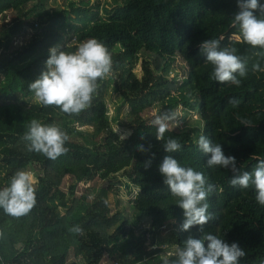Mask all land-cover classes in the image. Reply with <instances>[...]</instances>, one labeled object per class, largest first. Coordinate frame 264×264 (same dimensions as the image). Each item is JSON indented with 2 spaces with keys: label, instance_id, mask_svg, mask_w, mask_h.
Masks as SVG:
<instances>
[{
  "label": "trees",
  "instance_id": "1",
  "mask_svg": "<svg viewBox=\"0 0 264 264\" xmlns=\"http://www.w3.org/2000/svg\"><path fill=\"white\" fill-rule=\"evenodd\" d=\"M36 2L0 0V18L10 12L24 13ZM42 6L41 16L31 19L28 27L22 25L29 14L0 27V190L10 186L11 178L21 170L34 169L38 182L36 204L27 215L15 218L0 208V264H100L114 247L118 264H163L164 259L172 262L176 256H162V247L176 250L189 235L203 238L208 234L238 243L246 252L240 264H264V207L256 201L254 186H231L233 174L209 168L210 154L202 153L197 143L205 135L221 144L225 155L236 158L240 174L254 171V157L264 159V55H256L262 50L245 43L239 28L232 26L237 0H123V6L115 2L105 9L106 22L76 36L61 27L68 23L75 29L72 12L89 18L96 14L92 7L71 2L72 12H50ZM35 27L37 34L7 53L14 38L27 36V28ZM64 38L75 42L61 46L67 52L96 38L112 57L111 72L98 81L91 107L79 115L40 106L29 89V83L46 70L49 49L60 46ZM206 39H218L221 49L235 48L246 63L247 75H237L239 87L211 78L214 66L199 48ZM179 59L185 68L172 78ZM256 63L262 71L253 72ZM116 97L132 116L121 127H115L109 115V102L116 103ZM233 98L238 105L229 103ZM156 105L172 117L178 110L196 115L203 124L201 134L194 138L188 131L167 130L165 140L157 141L158 126L143 118ZM32 119L62 126L69 137L66 154L51 160L29 150L23 137ZM241 120L250 121V126ZM117 127L131 135L120 138ZM76 134L88 144L71 141ZM169 138L182 145L178 152L164 151L162 143ZM139 145L145 151L138 150ZM166 155L182 167L203 173L206 189L214 186L207 200L213 219L203 232L198 227L180 230L185 217L177 206L179 198L170 193L159 172ZM66 179L72 181L68 194L61 190ZM98 180L109 184L106 194L130 199L135 221L121 212L113 214L107 197L90 201L89 190L77 196L79 185ZM74 226L83 235L72 232ZM168 227L173 231L157 243L156 236ZM71 251L74 262L68 261Z\"/></svg>",
  "mask_w": 264,
  "mask_h": 264
},
{
  "label": "clouds",
  "instance_id": "2",
  "mask_svg": "<svg viewBox=\"0 0 264 264\" xmlns=\"http://www.w3.org/2000/svg\"><path fill=\"white\" fill-rule=\"evenodd\" d=\"M238 12L234 14L232 26L238 27L242 40L252 48L262 51L256 55H264V4L260 0H237ZM207 62L214 66L211 78L220 84L230 83L237 87L241 80L237 78L247 75L246 63L236 55L235 48H220L218 39H206L199 45ZM112 57L103 43L96 38L81 42L74 52H67L59 45L49 49L46 60V70L29 83V89L34 93L36 102L42 107H56L69 116L79 115L91 107L93 94L98 89V81L105 79L111 72ZM253 72L262 71L260 64L252 66ZM236 106L234 98L229 101ZM157 118L156 140L164 141L168 130L166 119ZM245 127L250 121L241 120ZM125 132L120 138L130 136ZM143 138V137H142ZM24 140L29 142V150L43 154L51 160L66 154L65 147L69 137L55 124L45 125L32 119L28 125ZM198 147L204 154H210L206 165L209 168H222L233 175L230 183L233 187L247 189L250 185L256 190V201L264 207V159L257 160L254 171L240 174L234 156L225 155L221 144L213 143L207 136L201 135ZM166 153L178 152L182 145L177 139L169 138L162 143ZM138 150L145 151L143 145ZM150 163V162H149ZM163 183L170 193L179 198L177 206L183 210L185 217L181 231L189 232L198 227L200 232L212 219L209 211L208 193L214 186L208 185L203 173L191 167H182L172 155H166L159 166ZM36 179L30 171L21 170L11 178L10 186L0 190V208L5 214L15 218L27 215L36 204ZM72 232L83 235L79 226H74ZM176 260L170 262L164 259L163 264H240L246 256L244 249L236 242L227 243L224 239L208 234L203 238L189 235L184 240L183 247H177Z\"/></svg>",
  "mask_w": 264,
  "mask_h": 264
},
{
  "label": "rangeland",
  "instance_id": "3",
  "mask_svg": "<svg viewBox=\"0 0 264 264\" xmlns=\"http://www.w3.org/2000/svg\"><path fill=\"white\" fill-rule=\"evenodd\" d=\"M37 0L36 3L30 5L27 10L23 13L21 11L17 12H10L7 13L5 16L0 18V27L6 24H13L14 20H18V17H24L26 14H29V18L23 21L22 27H28L27 23L30 22L31 19H34L35 17H40L41 13L40 10L43 8L42 5H46V8L50 11H58V10H63V11H70L72 12L71 9V2H74L75 5L78 6H85L86 8L92 7V9L96 12L94 16H89V18H85L86 15H81L78 11L72 12L73 19L77 20L76 28L73 29L74 24H64L61 28H64L63 31L64 33H69L71 31V34L76 36L77 33L81 31H85L90 29L92 26L100 23H104L108 19L107 12L105 9L115 6V2H118L119 6H123V0ZM82 7V8H85ZM32 9V10H31ZM62 12V11H61ZM64 18V16L62 17ZM62 18L61 21L63 20ZM83 21V22H82ZM62 21V23H64ZM28 29V35L25 37H16L13 39V42H10V49L7 53L10 51H14L16 48H18L22 43L26 41V39L30 38L32 35L37 34V29ZM70 38H64V40L60 43V47L63 46L66 42V45H69L71 42L74 40H69ZM73 39V38H72ZM75 43V42H73ZM2 51L0 50V55ZM175 69H172L170 76L174 78L176 76V73H182V69H184V63L179 59L176 64L174 65ZM139 68H141L139 66ZM138 68V70H139ZM35 100V99H34ZM36 102V100H35ZM115 102L113 103L112 101L109 102V115L112 121V124L116 127H121L123 121L125 120H130L132 118L130 110L125 108H122V102L118 99V97L115 98ZM164 117H169L168 119L165 120V122L168 124V130L173 131V132H183V131H188L192 137L196 138L198 137L201 132H202V122L199 121L198 117L194 114H189L187 112H183L181 110H178L176 113L175 117H172L169 115V112L164 110L163 107L156 105L153 109L150 111L146 112L143 114V118L150 124H154V121L157 118H164ZM59 124V121H57ZM157 126V125H156ZM62 127V126H60ZM117 129L121 132L123 135L125 131H122V128ZM80 129H78L79 131ZM70 140L76 143H81L83 145L88 144L87 139H84L83 137L79 136L78 134L72 135L70 137ZM34 174V177L36 179V184L37 182V173L35 170H30ZM35 184V185H36ZM72 181L70 179H66L61 190L62 192L68 194L69 193V187L71 186ZM109 188V184L106 182H101V181H95L94 183L90 184L89 186L87 185H79L77 189V196L81 197L84 193H86L88 190L91 192L90 201H94L96 199H100L101 197H107V201L110 203V207L112 209V213L115 214L116 212H121L123 215L127 216L132 222L135 221L136 219V213L132 208V205L130 203V199L123 196V197H116L115 195L112 194H106L108 191L107 189ZM107 191V192H106ZM144 225L148 226L147 223ZM170 231H173V228H165L156 236V242L160 243L162 240H164L168 235H170ZM164 250H162V256H170L175 254L176 250L175 247L171 248H166L162 247ZM76 260L73 251L70 252V255L68 257L69 262H74ZM119 260V253L118 249L114 247L111 253H108L105 255L103 258V261H101L100 264H118Z\"/></svg>",
  "mask_w": 264,
  "mask_h": 264
}]
</instances>
